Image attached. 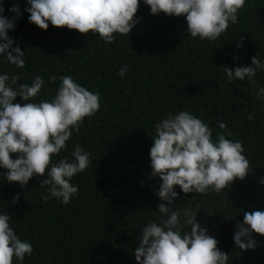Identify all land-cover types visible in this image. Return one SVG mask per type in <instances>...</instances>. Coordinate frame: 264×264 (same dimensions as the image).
I'll use <instances>...</instances> for the list:
<instances>
[{"label":"trees","instance_id":"16d2710c","mask_svg":"<svg viewBox=\"0 0 264 264\" xmlns=\"http://www.w3.org/2000/svg\"><path fill=\"white\" fill-rule=\"evenodd\" d=\"M3 3L5 16L14 15L8 11L13 3L23 13L8 34L14 46L25 51L26 65L21 69L0 61V72L20 73L18 83L43 76L45 86L37 99H51L59 77L67 74L101 93L100 110L85 118L60 153L71 159L76 144L91 153V166L71 181L79 185L71 203L43 200V177L34 176L23 188L0 178V211H7L20 238L33 244L34 252L23 264H137L139 230L160 215L155 195L160 181L149 178L150 135L155 134L156 121L179 110L209 123L214 138L225 133L218 126L223 118L233 138L243 142L251 171L220 194H185L174 186L179 193L174 207L200 210L197 221L218 240L217 247L229 253V264H264V235L253 233L257 247L245 251L234 247L232 239L244 212L264 208V185L259 183L264 176V101L255 97L247 79L229 82L221 68L250 66L256 53L264 60V0H246L239 23L214 42L187 35L183 16L150 14L143 0L128 37L116 34L113 43L66 26L49 24L42 30L28 21L25 0ZM233 55L238 60L233 61ZM124 64L130 70L121 78L118 70ZM52 76L57 79L49 83ZM255 80L264 86V72ZM17 193L20 197L12 204Z\"/></svg>","mask_w":264,"mask_h":264},{"label":"clouds","instance_id":"9594fccd","mask_svg":"<svg viewBox=\"0 0 264 264\" xmlns=\"http://www.w3.org/2000/svg\"><path fill=\"white\" fill-rule=\"evenodd\" d=\"M140 0H25L24 11L30 23L42 30L49 24L78 30L88 36L98 35L105 43H113L116 34L129 35L138 22L135 14ZM150 14L163 12L169 16H183L186 33L200 40L216 41L230 25L239 23V12L246 0H143ZM14 15H4L0 0V61L16 68L26 65L25 51L9 30L23 13L18 3L8 9ZM243 38H241V41ZM241 45L238 43L237 47ZM238 60L236 55L231 57ZM251 65L221 67L227 81L247 79L255 88L254 95L264 101V86L256 83L258 72H264V60L252 56ZM129 65L118 70L123 78ZM56 76L49 78V83ZM20 73L0 72V178L8 183L18 182L23 188L36 176L40 187H46L42 199H56L71 203L79 192L72 179L91 166V153L76 144L71 159L60 157L67 150L73 132H79L85 118L93 117L101 107V93L77 82L71 74L61 75L60 83L51 99H37L45 86L43 76L36 75L30 83H18ZM19 97L20 102L13 101ZM264 107V105H262ZM252 120L253 115L248 114ZM225 133H216L209 123L189 110L168 113L154 123L155 134L149 150V178H159L155 195L160 214L139 230L138 246L134 248L137 264H229V253L217 247L218 240L197 221L192 208H176L174 199L181 192L220 194L236 179L243 180L251 171L243 142L233 138L227 123L218 119ZM10 154H15V158ZM54 157H59L53 160ZM46 177V178H45ZM264 185V176L259 180ZM17 193L11 203H17ZM228 217V216H226ZM7 211H0V264H23L25 256L34 252L33 244L22 240ZM253 233L264 235V208L244 212L233 233L234 247L240 251L254 249L258 242Z\"/></svg>","mask_w":264,"mask_h":264}]
</instances>
